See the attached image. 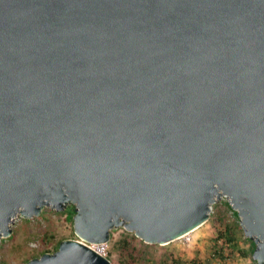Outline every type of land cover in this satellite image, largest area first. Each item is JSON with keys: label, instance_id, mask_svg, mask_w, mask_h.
<instances>
[{"label": "water", "instance_id": "95a60500", "mask_svg": "<svg viewBox=\"0 0 264 264\" xmlns=\"http://www.w3.org/2000/svg\"><path fill=\"white\" fill-rule=\"evenodd\" d=\"M226 196L264 264V0H0V239L75 206L27 264H112Z\"/></svg>", "mask_w": 264, "mask_h": 264}, {"label": "rangeland", "instance_id": "374dc122", "mask_svg": "<svg viewBox=\"0 0 264 264\" xmlns=\"http://www.w3.org/2000/svg\"><path fill=\"white\" fill-rule=\"evenodd\" d=\"M74 205L64 211L45 206L32 218L19 216L13 233L0 239V264H27L44 251L54 252L58 242L78 239L71 217ZM230 229L231 245L218 240L219 232ZM191 240L176 239L166 244L148 243L124 227L111 230L107 258L112 264H257L251 240L237 211L223 197L213 204L208 221L194 229ZM253 241V240H252Z\"/></svg>", "mask_w": 264, "mask_h": 264}, {"label": "built area", "instance_id": "2783aa9c", "mask_svg": "<svg viewBox=\"0 0 264 264\" xmlns=\"http://www.w3.org/2000/svg\"><path fill=\"white\" fill-rule=\"evenodd\" d=\"M224 197L227 198L226 196H224ZM212 210H213V206L211 208V212H212ZM211 212H210V215H211ZM192 231H190V232H188V233L180 236L177 239H182V241L184 243H188L191 240V234L190 233ZM86 243L88 244L89 247H91L92 249H94L96 252H98L99 254L107 257V254H108V242H104V243H89V242H86Z\"/></svg>", "mask_w": 264, "mask_h": 264}, {"label": "trees", "instance_id": "16d2710c", "mask_svg": "<svg viewBox=\"0 0 264 264\" xmlns=\"http://www.w3.org/2000/svg\"><path fill=\"white\" fill-rule=\"evenodd\" d=\"M74 215H75V206L73 207L72 214H71V217H72L73 221H74ZM218 240L221 241L222 244H226V245L230 244L231 245V242H232L231 230L230 229H225V230L219 232ZM60 242L61 241L58 242V246H57L56 250L58 249ZM251 244H252V250L254 251L255 246H256L254 241L251 240ZM45 252H49V251H44L43 254ZM194 263L198 264L196 260H194Z\"/></svg>", "mask_w": 264, "mask_h": 264}]
</instances>
